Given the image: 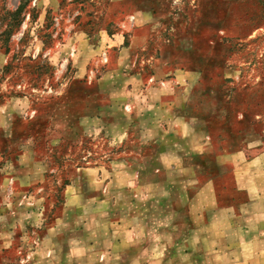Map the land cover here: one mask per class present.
<instances>
[{"label": "rangeland", "instance_id": "obj_1", "mask_svg": "<svg viewBox=\"0 0 264 264\" xmlns=\"http://www.w3.org/2000/svg\"><path fill=\"white\" fill-rule=\"evenodd\" d=\"M147 89L187 98L202 127L252 129L263 152L264 0H0V264H264L259 215L241 235L192 236L186 220L134 234L112 229L113 193L97 207L96 176L153 166L146 127L162 113L133 106ZM218 180L177 217L203 224L256 189L264 202L261 159ZM101 210L110 222L97 227Z\"/></svg>", "mask_w": 264, "mask_h": 264}, {"label": "crops", "instance_id": "obj_2", "mask_svg": "<svg viewBox=\"0 0 264 264\" xmlns=\"http://www.w3.org/2000/svg\"><path fill=\"white\" fill-rule=\"evenodd\" d=\"M147 90L142 106L137 102L138 98L134 94L132 97L131 93V97L135 103L137 102L133 106L139 107V112L144 115L150 117L154 113H162L161 121L146 127L153 146L159 148L154 156L143 160L153 166L121 167V162H116L110 173L109 183L107 179L95 177L98 185L97 194H99L97 207L106 203L107 193L114 195L112 206L115 210H111V213L114 211L116 218L112 219V229L116 228L120 231L125 222H128L127 226H133L134 234H137L141 228L143 233H151V228L158 226L166 235L169 225H182L181 222L186 220L195 226L191 231L192 236H201L212 232V228L221 226L231 229L236 227L238 229L234 232L241 235L242 232H247L246 227L249 225L257 227L259 223L262 224L263 219L259 220L257 216L264 217L261 211L264 202L258 195L257 189L250 191V197L242 203L211 206L203 215V224H195L196 221H201L200 216L195 218L192 216L191 219L177 217L178 212L189 208V203L192 202L194 194H197V190H200V193L204 192L209 186L219 182L218 179L227 172L247 166L255 159H261L264 164V151L255 154L254 149L261 144L252 129L242 130L230 122L219 127H202L195 122L196 116L191 114L186 104L189 101L187 98L182 102L177 98L170 102L168 96L170 92H164L169 100H165L166 96H160L158 100L154 92ZM208 166L213 168L209 173L206 170ZM77 195L79 196L74 200H81V204L77 207L82 210L89 198L81 192ZM175 197L178 198L176 204L179 206L171 208ZM116 206L118 207L115 208ZM249 211L255 212L256 218L254 216L249 219L252 215V213L247 214ZM107 216L104 210L95 213V220L99 222L97 227L108 225L110 216ZM122 217L124 219H121ZM7 219L9 220V217ZM119 222H122L121 226ZM5 224L7 229L12 226L9 221Z\"/></svg>", "mask_w": 264, "mask_h": 264}, {"label": "built area", "instance_id": "obj_3", "mask_svg": "<svg viewBox=\"0 0 264 264\" xmlns=\"http://www.w3.org/2000/svg\"><path fill=\"white\" fill-rule=\"evenodd\" d=\"M153 80H151V82H152Z\"/></svg>", "mask_w": 264, "mask_h": 264}]
</instances>
